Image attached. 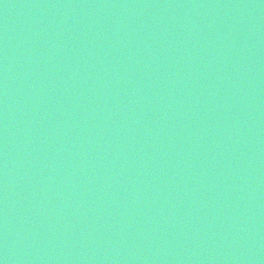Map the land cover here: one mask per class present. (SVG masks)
<instances>
[{
	"label": "water",
	"instance_id": "obj_1",
	"mask_svg": "<svg viewBox=\"0 0 264 264\" xmlns=\"http://www.w3.org/2000/svg\"><path fill=\"white\" fill-rule=\"evenodd\" d=\"M0 264H264V0H0Z\"/></svg>",
	"mask_w": 264,
	"mask_h": 264
}]
</instances>
